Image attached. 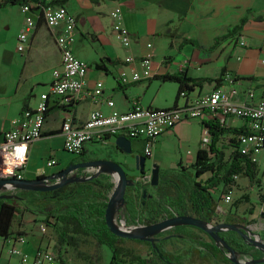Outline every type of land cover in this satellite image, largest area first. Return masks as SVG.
<instances>
[{"label":"crops","instance_id":"crops-1","mask_svg":"<svg viewBox=\"0 0 264 264\" xmlns=\"http://www.w3.org/2000/svg\"><path fill=\"white\" fill-rule=\"evenodd\" d=\"M28 1L35 3L40 0ZM64 5L76 18L72 50L88 64L85 87L70 102L57 96L48 97V112L41 136L28 147L23 168L25 179L56 172L64 167L72 155L63 148L62 122L71 119L73 123H82L94 108L108 113L112 108L106 103L107 100H112L113 108L118 111L129 110L134 99L144 106L167 108L183 104L217 87L223 88L235 103H256L264 98V64L261 62L264 58V0H67ZM112 10H120L122 14L121 23L131 37L127 47L115 36L113 19L110 17ZM30 14L34 16L36 26L30 32L26 48L19 51L17 36L24 27L27 14L21 11L20 4L0 6V134L11 126L12 120L21 116L23 109L37 106L40 95L49 90L52 71L60 66L61 56L55 42L60 28L49 27L36 13ZM155 39L163 40L164 49L161 43L156 45ZM240 40L244 41L243 45ZM147 43H151L153 76L184 72L195 80L190 82L194 85L186 91L185 97L180 96L176 100L178 82L153 76L129 85L119 84V70L124 66L127 70L130 68L124 62V57L133 55L136 59L132 65L139 69L138 59L147 51ZM96 63L99 66L96 67ZM205 78L210 80L201 81ZM96 81L102 82V92L92 99L91 91ZM249 91L253 93L252 97H248ZM201 120L199 117L177 123L153 142L148 156L143 152V139L129 138L132 153L125 154L115 144V136L85 142L83 155L90 161L112 160L133 174L136 172V154L146 156L145 167L149 166L150 171L152 164L158 165L159 170L176 167L180 163L190 166L200 147L203 134ZM224 121L230 128H248L249 125L246 119L236 115L226 116ZM184 148L186 151L182 154ZM168 153L172 159L169 157L171 160L166 163ZM49 158H55L56 163L47 166ZM86 171L96 172L97 169L90 167ZM150 171H145V175ZM101 175L110 178L108 174ZM4 193L27 197L26 192L18 188L0 191V194ZM28 198V202L17 199L20 211L14 217L11 233L7 238L0 236V264L20 259L29 262L39 248L52 252L55 257L53 264L109 263L111 257L103 245L90 236L78 235L76 247L59 243L53 227V224L59 223L50 216L47 220L44 212L53 210L54 203L48 204L44 196L35 194ZM28 203L38 210L31 211ZM45 204L49 208L43 209ZM257 206L255 204L250 213L243 211L245 207L241 211L237 207L236 212L250 224ZM116 213L122 215L123 208H118ZM258 224H263L257 231L260 234L264 222L259 221ZM42 225H45V231H42ZM188 231H184L188 235L170 233L173 244L182 242L183 249L168 248L163 245L164 240L159 242L160 238L155 240L157 244L151 243L152 249L162 259L153 258L155 264H171L157 252L155 247L159 245L179 255L183 264H194L195 258H208L212 264H222L211 250L201 245L210 243L205 234L201 232L194 236ZM21 236L23 242L18 240ZM12 246L20 253L10 252ZM188 257L192 258V262H188Z\"/></svg>","mask_w":264,"mask_h":264},{"label":"trees","instance_id":"trees-1","mask_svg":"<svg viewBox=\"0 0 264 264\" xmlns=\"http://www.w3.org/2000/svg\"><path fill=\"white\" fill-rule=\"evenodd\" d=\"M66 1L40 0L34 3L32 9L47 4H64ZM28 2V0H0V6L7 3L21 5ZM95 65L96 67L99 66L97 63ZM153 77L178 82L176 100L180 97L181 92L186 93L192 89L194 84L192 85L190 82L195 81L186 76L184 72L179 74L165 73ZM206 80L210 79H201V81ZM47 112L48 110L45 114ZM220 119L221 117L210 113L201 120L203 132L208 134L210 142L207 149L198 148L195 161L189 166L193 168V173L175 169L159 170L158 183L151 187V191L147 189L150 182L141 184L136 181L134 186L138 187L140 192L137 191L136 187L135 189L131 188L135 191L134 197H130L129 200L124 197L125 203L119 207L123 208V213L122 215L117 213L116 219L124 221L125 224L136 225L150 224L173 215H193L213 225L220 223L242 224L245 221L243 217L237 218L231 212L227 215L223 208L217 207L212 193L213 190H218L224 194L231 190L236 184L234 175L246 177L251 185L259 182L257 163L251 153L242 154L238 150L237 136L246 131L247 128H230L225 124V121L221 122ZM230 134L232 136H229ZM184 169L183 167L182 170ZM112 188L113 183L110 178L99 174L98 176L92 175L90 179L69 183L51 191L20 190L35 193V195L41 194L47 199L48 204L49 202L54 203L53 210L46 212V216L53 217L59 223V225L53 224L59 243L76 247L79 242L78 235L90 236L99 245H105L111 251V259L108 264H155L154 259L162 261L152 249L150 241L129 239L148 244V256L142 257L131 248L121 245V241L128 238L120 237L111 232L105 220V209ZM13 195L11 198H0V236L4 238L10 235L14 217L20 211L17 199L29 201L28 197L19 194ZM241 199L248 200V195L243 194L241 198L235 201V205L241 202ZM48 204H45L43 209L48 208ZM173 227L184 226L176 225ZM183 234L186 233L180 230L173 232L172 235ZM217 234L234 249L238 256L252 259L261 256V250L250 244L235 230L225 229ZM258 235L264 241V229ZM209 240L210 243L204 242L201 245L211 250L222 264H234L228 255H223L220 246H216V243L210 238ZM158 249L163 259L169 263L183 264L179 255L168 252L162 245H159Z\"/></svg>","mask_w":264,"mask_h":264},{"label":"built area","instance_id":"built-area-1","mask_svg":"<svg viewBox=\"0 0 264 264\" xmlns=\"http://www.w3.org/2000/svg\"><path fill=\"white\" fill-rule=\"evenodd\" d=\"M49 1V0H47ZM34 7V3L21 4V11L26 13L24 27L20 30L17 39V50L23 51L30 38V32L36 26V20L30 12H34L42 18L45 24L52 28H60L55 37L59 49L61 61L60 66L52 71V80L47 93L40 95V101L33 109L25 108L21 116L12 120L11 126L0 134V178L23 179V168L26 164L29 144L38 139L42 133L45 120V112L48 110V97L50 95L61 97L65 102L80 95L85 87V76L88 64L78 58L73 50L72 44L75 40L76 18L71 14L64 4H47L42 7ZM29 13V14H28ZM120 10L110 11L113 19V29L116 38L127 47L130 45L131 37L127 29L121 23ZM243 45L244 41L240 40ZM147 51L138 59L139 69L132 64L135 57L131 54L124 57V62L130 68L122 67L118 73V82L121 85H129L153 76L151 43L146 44ZM264 64V58L261 59ZM227 77H231L226 75ZM102 92V82L96 81L91 91V98L95 99ZM186 93L181 92L180 96L185 97ZM248 97L253 93L248 92ZM106 103L112 108L104 113L100 108L92 109L85 121L73 123L71 119L64 120L61 124L63 136V148L70 154H78L85 142L91 140H103L106 136L124 135L127 138L143 139L145 141L144 154L151 153L153 142L163 133L173 128L183 119L205 118L203 116L214 114L224 121L226 116L236 115L246 119L249 123L246 131L238 134V150L242 154H254L264 146V98L256 103L232 101L228 93L221 87L201 95L183 104L167 108L144 106L138 99L132 101L131 108L127 111H118L113 108L114 102L107 100ZM210 137L203 132L200 147L208 148ZM253 156V155H252ZM56 163L55 158L46 161L47 166ZM151 173L144 175L141 179L149 181ZM236 180L238 175H234ZM233 187L224 193L223 201L230 202ZM220 208V206L217 205ZM45 231V225L41 226ZM20 242L24 241L21 236ZM10 252L19 254L20 251L11 247ZM55 257L51 251L39 248L31 261L26 262L20 259L17 262L8 264H53Z\"/></svg>","mask_w":264,"mask_h":264},{"label":"water","instance_id":"water-1","mask_svg":"<svg viewBox=\"0 0 264 264\" xmlns=\"http://www.w3.org/2000/svg\"><path fill=\"white\" fill-rule=\"evenodd\" d=\"M115 144L124 152L125 154H131V141L124 135H118L115 137ZM146 156L141 154L135 155V168L139 170L141 174L145 171V162ZM78 167H94L97 171L93 176H98L99 174L105 173L108 174L113 183V188L109 194L107 200V206L105 209V220L106 223L114 234L128 239H138V240H148L150 242L155 241L159 238H154L153 236L159 233L162 230L168 229L176 225H189L197 227L207 233L211 239L216 243L217 246H220L222 251L226 250L229 255V259L234 264H264V256L261 258H248L241 259L238 258L237 253L234 249L229 246L223 238H221L217 233L225 229L235 230L240 234L241 237L246 239L250 244L256 246L261 250V253L264 254V241L259 237L258 234H255L251 229L246 225L235 224V223H220L218 225H213L209 222L203 221L199 218H196L193 215H174L167 217L150 224H136L132 227H125L124 221L117 223L116 222V212L117 209L125 203V189L126 186L131 185L132 181L128 178L125 169L119 164L112 160H91L88 162L80 163L71 167L70 165L55 174H45L37 176L32 179H13V178H0V191L8 188H18L25 189L30 191H51L62 187L63 185L69 184L74 181H83L92 178H67V173L73 168ZM151 180L150 184L155 186L158 183L159 179V167L156 164L151 165ZM59 180L56 183L48 184L46 181L50 179ZM13 194H0V198H11ZM264 208V205H263ZM261 215L264 216V210L261 212ZM122 221V220H121ZM158 250V249H157Z\"/></svg>","mask_w":264,"mask_h":264},{"label":"rangeland","instance_id":"rangeland-1","mask_svg":"<svg viewBox=\"0 0 264 264\" xmlns=\"http://www.w3.org/2000/svg\"><path fill=\"white\" fill-rule=\"evenodd\" d=\"M156 45L161 43V48L164 47V42L163 40L160 39H155ZM152 43V42H151ZM164 49V48H162ZM225 140V139H224ZM186 151V148H184L182 150V154ZM68 154V152H67ZM70 154V153H69ZM253 157L256 160L257 163V177L259 179V182H256L254 185L249 184L248 179L244 176H238V178L236 179V184L233 186V193L231 195V201L230 202H225L223 201V196L224 194L221 193L219 194L218 190H213V197L215 199L216 204L223 208L227 213V215L231 212L233 213L235 216H240L239 214H237L236 210L237 207H240L238 210L241 211V209L243 207H245V209L243 210L246 213H250L251 209L253 210L255 207V204H258L257 209L255 210V215L253 217V219H251V223L247 225V227L250 229V227H252V231L255 234H258L257 231L260 230L261 226H263V224H258L259 221L264 222V217L261 215V212L264 210L263 208V201H262V197L264 196V146L263 148H261L259 151L255 152L254 154H252ZM170 154H166V163L172 159L169 158ZM168 165V164H167ZM185 168L184 170H182V168ZM164 169H175V170H181L182 172H192L193 173V168L189 167V166H185L184 164H178L176 167L174 166H169L166 168H162V170ZM146 171H150L149 166H146ZM88 174V173H87ZM84 175H86L85 173L83 174L82 177H84ZM26 192V191H25ZM27 197H31L33 196L35 193H27ZM243 194H247L248 195V200H244L241 199L242 201L239 202L237 205H235V201L238 200L239 198H241V196ZM38 196H43L41 194H37ZM30 204V210L31 211H37L38 208L33 206L31 203ZM49 208V207H48ZM50 209L45 210L44 212H49ZM237 210V211H238ZM248 216V215H247ZM49 217H46V219L48 220ZM247 218V217H246ZM116 222L120 224V222L123 221H119L116 219ZM125 227H132L135 225H129V224H125L123 223ZM140 225V224H139ZM190 232H192L194 236H196V234L201 233L200 230L194 229V228H189L188 229ZM171 231V228L169 229V231L165 234H168ZM171 233V232H170ZM164 234L163 231H160L159 233L155 234L153 236L154 238H160L159 242L162 240L161 236ZM172 236H168L163 238L164 242L163 245H166L168 248H180L183 249L184 248V244L182 242H179L178 244H173L174 242L172 241ZM162 240V241H163ZM152 244H157V242L152 241L150 242ZM121 245L126 247V248H131L135 253L138 252L139 255H147L148 252V244L146 243H138L137 241H133V240H129V239H124L123 241H121ZM104 250H106V252L110 255L111 257V251L109 250V248L105 245H103ZM155 248L158 249V247L156 246ZM154 248V249H155ZM185 250V249H184ZM157 252H159V249L157 250ZM137 254V253H136ZM239 258L241 259H245V257L243 256H239ZM188 262H192V258L188 257ZM194 264H212L210 259L208 258H203V259H199V258H195L193 260Z\"/></svg>","mask_w":264,"mask_h":264},{"label":"flooded vegetation","instance_id":"flooded-vegetation-1","mask_svg":"<svg viewBox=\"0 0 264 264\" xmlns=\"http://www.w3.org/2000/svg\"><path fill=\"white\" fill-rule=\"evenodd\" d=\"M82 150H83V148H82ZM80 151L78 154H71L72 155V158L70 159V161L64 166V167H62V168H60L59 170H57L56 172H59V171H61V170H63V169H66L69 165L71 166V167H74V165H76V164H80V163H84V162H88V161H90L86 156H84L83 155V151ZM85 158V159H84ZM87 168H90V167H78V168H73V169H71V171L70 172H68L67 173V178H69V177H72V178H85V177H91L94 173H95V171L93 172V171H91V172H89V171H86V169ZM126 171V170H125ZM145 171H146V169H145ZM145 171H144V173L143 174H141L140 172H139V170H137L136 169V172L133 174V173H130V172H127L126 171V173H127V176H128V178L132 181V183H131V185H128V186H126V189H125V194H124V197L126 198V199H128L129 200V198L131 197V198H133L134 197V193H135V191L133 190V189H131V188H134L135 189V187L136 186H134L135 185V183H136V181H139L141 184H144V183H147V182H150V180H151V178H150V180L149 181H143L141 178L145 175ZM56 172H51V173H49V174H55ZM86 174V175H84V177H82L83 176V174ZM88 173V174H87ZM59 180V178H56V179H50V180H47L46 182L48 183V184H52V183H56L57 181ZM74 182H78V181H74ZM74 182H71V183H74ZM70 183V184H71ZM67 185V184H66ZM64 186V185H63ZM62 186V187H63ZM153 185H149L148 186V190L149 191H151V187H152ZM156 186V185H155ZM60 188V187H59ZM137 188V191L138 192H140V189L138 188V187H136ZM145 192V191H144ZM219 194H221V192H219ZM222 195V194H221ZM262 201H263V204H264V196L262 197ZM174 216V215H173ZM235 216V215H234ZM237 218H240V216H236ZM264 217V216H263ZM242 224L243 225H248V223L246 222V220L245 221H243L242 222ZM184 227H178V228H174V229H171V231L170 232H174V231H176L177 229L178 230H181V231H186V229L188 230L189 228H194V229H197V230H200L203 234H205L208 238H210L211 239V237L207 234V233H205L203 230H201V229H199V228H197V227H194V226H189V225H183ZM169 229L170 228H168V229H165V230H162L163 232H164V234L161 236V239L162 238H165V237H168V236H170L171 234H170V232L168 233V234H165V233H167L168 231H169ZM189 232V231H188ZM187 232V233H188ZM163 240V239H162ZM212 240V239H211ZM225 254L226 255H229V253L226 251L225 252ZM264 256V254H262L261 253V256L260 257H258V258H261V257H263ZM238 258H239V256H238ZM245 259H248V258H246L245 257ZM244 260V259H243Z\"/></svg>","mask_w":264,"mask_h":264}]
</instances>
